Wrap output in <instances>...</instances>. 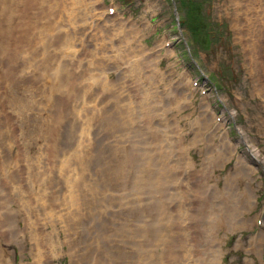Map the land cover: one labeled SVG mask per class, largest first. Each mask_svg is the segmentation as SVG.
<instances>
[{"label":"rangeland","instance_id":"obj_1","mask_svg":"<svg viewBox=\"0 0 264 264\" xmlns=\"http://www.w3.org/2000/svg\"><path fill=\"white\" fill-rule=\"evenodd\" d=\"M176 1L0 0V264H264V0Z\"/></svg>","mask_w":264,"mask_h":264},{"label":"bare ground","instance_id":"obj_2","mask_svg":"<svg viewBox=\"0 0 264 264\" xmlns=\"http://www.w3.org/2000/svg\"><path fill=\"white\" fill-rule=\"evenodd\" d=\"M263 16V15H262ZM112 22V21H111ZM117 25V24H116ZM257 25V24H256ZM113 26V25H112ZM259 26H261V25H259ZM252 28H253V26H252ZM254 29V28H253ZM124 30V29H123ZM259 30V29H258ZM262 30V29H261ZM111 32V31H110ZM261 32V31H260ZM47 34V33H46ZM44 35V34H43ZM125 35V34H124ZM82 45V44H81ZM107 48V47H106ZM102 50V49H101ZM100 50V51H101ZM127 52V51H126ZM124 54V53H123ZM155 56V55H154ZM43 57V56H42ZM151 60V59H150ZM80 62V61H79ZM41 63V62H40ZM156 69V68H155ZM44 70V69H43ZM260 70V69H259ZM55 71V70H54ZM262 72H263V69L261 70ZM30 72V71H29ZM154 72V71H153ZM155 72H157V69H156V71ZM98 73V72H97ZM261 73V72H260ZM102 78V77H101ZM162 79H163V77H162ZM161 79V82L163 83L164 82V85L165 86H168V91H167V95L168 96H170L171 97V100H172V98L173 99H175V97L177 96L178 97V95L177 94H180L179 93V91L178 90H181V91H184L183 89H184V87L182 88V86H180V84H181V82H178V83H176V84H174L173 82H170L169 80L168 81H164V80H162ZM164 79H165V76H164ZM167 79V78H166ZM77 83V82H76ZM158 83V82H157ZM78 84V83H77ZM183 84V83H182ZM123 83L121 84L120 82H119V84L118 85H116L117 87H115L116 88V90H118V91H131L132 90V88L131 87H129L128 86V88H127V86L126 87H124L123 88ZM147 86V85H146ZM136 87V86H135ZM147 88V87H146ZM153 90H155V89H153ZM124 91V92H125ZM186 91V90H185ZM145 92H149V93H152V92H150V90H145ZM155 93V92H154ZM157 93V92H156ZM184 94V93H183ZM186 94V93H185ZM184 94V95H185ZM188 94V93H187ZM158 95V94H157ZM183 95V96H184ZM147 96V95H146ZM152 96V95H151ZM156 96V95H155ZM165 96V95H164ZM163 96V97H164ZM180 96H181V94H180ZM167 98V97H166ZM179 98V97H178ZM157 99V98H156ZM160 99H161V97H160ZM153 100V99H152ZM155 100V99H154ZM170 100V101H171ZM97 101V100H96ZM147 101V100H146ZM177 101V103L179 102L178 101V99L176 100ZM148 102V101H147ZM162 102H164L163 100H162ZM172 102V101H171ZM175 103V102H174ZM155 104H156V101H155ZM188 104V103H187ZM144 105H146V104H144ZM161 105V104H160ZM175 105H176V103H175ZM185 105V104H184ZM159 106V105H158ZM186 106V105H185ZM188 106V105H187ZM145 107V106H144ZM150 107V106H149ZM156 107V106H155ZM146 108H148V106H146ZM181 109V108H180ZM153 110H154V107H153ZM153 111H151V108L149 109L148 108V113H152ZM176 114V113H175ZM212 116V115H211ZM214 116V115H213ZM206 116H204V118H205ZM210 117V116H209ZM204 118H202L201 116H198L197 117V119H196V121H195V124L197 125L196 127L198 128V129H200V130H203V131H205V128H208V126H209V124H211V122L208 120V118H205V120H203ZM212 118V117H211ZM210 118V119H211ZM213 119V118H212ZM175 124H177V123H175ZM178 126V125H177ZM176 126V127H177ZM196 129V128H195ZM200 130H198V132L200 131ZM210 131V130H209ZM205 133V132H204ZM208 133V132H207ZM209 134V133H208ZM211 134H213L212 132H211ZM206 135V134H205ZM214 135V134H213ZM213 135H211V136H213ZM209 137V136H208ZM211 138V137H210ZM226 138V137H225ZM213 139V138H212ZM226 140V139H225ZM225 140H223V141H225ZM226 142V141H225ZM225 145H229V142L227 141L226 142V144ZM214 146V145H213ZM212 146V147H213ZM249 150H251L252 152H254V154H255V150L254 149H252L251 147H249ZM159 153V152H158ZM223 158V157H222ZM191 168V167H190ZM228 214V213H227ZM230 216V215H229ZM228 216V217H229ZM216 220H218V219H216ZM212 225H213V223H212ZM213 227H215V226H212V228ZM233 227V229L234 228H236V226L234 225V226H232ZM238 229V228H237ZM212 231V230H211ZM214 249V248H213ZM215 250H217V249H215ZM217 252V251H216ZM215 257V256H214ZM216 260H218L217 259V257H216V259H215V264H219V262H216Z\"/></svg>","mask_w":264,"mask_h":264},{"label":"trees","instance_id":"obj_3","mask_svg":"<svg viewBox=\"0 0 264 264\" xmlns=\"http://www.w3.org/2000/svg\"><path fill=\"white\" fill-rule=\"evenodd\" d=\"M175 1H176V0H175ZM180 2H181V3H184L185 0H180ZM176 3L178 4L177 1H176ZM186 12H187V16H191V15H192V12H191V11L188 12V11L186 10ZM184 18H187V17H184ZM187 19H188V18H187ZM188 20H189V19H188ZM192 28H196V27H192ZM190 31H192V32H194V33H198V32H199V31H197V29H192V30H190ZM196 31H197V32H196ZM192 32H191V33H192ZM194 33H193V34H194Z\"/></svg>","mask_w":264,"mask_h":264}]
</instances>
